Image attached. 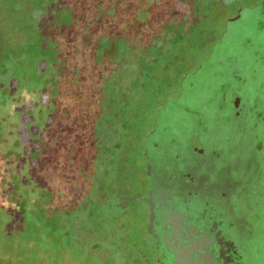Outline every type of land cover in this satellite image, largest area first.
I'll return each instance as SVG.
<instances>
[{
    "label": "trees",
    "instance_id": "1",
    "mask_svg": "<svg viewBox=\"0 0 264 264\" xmlns=\"http://www.w3.org/2000/svg\"><path fill=\"white\" fill-rule=\"evenodd\" d=\"M113 1L103 0L100 3L102 4L101 7L98 6L100 4H96L99 3V0H97L88 9L84 19L75 27L72 28L71 24L68 28L63 26V31L67 37L65 38L66 43L64 42L62 60L52 61L57 64L60 70L55 68L53 71L55 73L48 76L43 88L40 87L38 90L42 97L41 105L49 113L48 120L43 123L42 139L40 143L33 141L27 143L24 154L16 158L23 165L26 159L24 156L29 152H38L39 161L28 160L29 163H33L32 166L35 170L33 176L36 183L43 182L40 171L43 170L44 172L45 166L50 167L51 171L54 172L52 183H49V186L46 183L47 181L44 180L43 193L53 195L57 203L63 196L65 200L62 216L63 225L60 226L59 223L62 220L59 217L48 223L43 216V223L38 219L33 222L34 225L31 224L30 226L31 229L36 230V235L32 234L31 229L28 230L30 227L23 229L26 224L14 219L13 209L15 206L11 205L7 191L2 187L3 178L10 172L7 169L8 167L5 168L4 165L0 169L2 170L0 173V262L7 264H41L34 262L32 257H28V254L34 252L33 249L40 248L38 247L40 245L43 249L40 252L43 253L42 264H161L159 257L155 256L152 251L153 246H155L152 241L145 242L144 237H138L133 241L131 236L133 234L127 231V227L112 224V221L108 219L107 206L105 207L107 199L101 192L106 186L105 184L111 180V175L115 170V162L119 161L118 159H124L127 153L125 140L131 135L135 139L133 131H142L144 135L149 132L154 114L156 115L162 106H158L163 102L162 99L174 96L175 94H172L173 89L178 88L179 84L183 83L182 81L178 83L179 77L173 83L168 82V80L165 82L163 81L164 77L157 78L156 72L160 68H163L164 71L172 68L176 71V76L181 75V67L177 70L178 58L185 60L191 55L194 56L195 53L192 51L198 50L200 34L204 31L207 21L210 23L214 20L210 19L215 17L214 12H212L215 4L210 3L202 9L197 8L195 5L193 12L197 16V21L193 22L189 18L184 23L183 29L169 41L167 48L160 43L157 35L152 39L153 45L149 52L152 59L142 66L139 79L133 85L135 91L150 93L149 103L146 107L138 109L139 112H136L131 99H127L129 91L123 96L119 91V84L109 82L110 75H116V73H113L114 66L125 59L133 49L130 48V45L125 46L128 47L129 51H119L118 49L125 45L124 39L127 33L125 24L122 22L124 25L119 27L118 24L122 23L113 22L110 13L103 12L105 8L103 6H107ZM197 1L194 0V3ZM188 10L186 9L185 13H189ZM142 11L140 12V6H138L131 16L138 18V16H141L139 12L144 15ZM145 14L150 15L147 9ZM165 14V10L160 12L162 18ZM77 28L80 35L78 37L81 39L79 43L71 36L73 30L76 32L75 29ZM121 33H123L124 39L115 42ZM112 38H114L113 41ZM109 40L111 42H108ZM178 47L183 51H179L180 55H174ZM74 48L78 51H74ZM188 48L191 51H184ZM88 69L90 73H87ZM141 72L144 74L143 76H141ZM49 83L51 85H48ZM177 84L178 86L174 87ZM77 90L80 98L90 96L95 101L94 105L84 112L83 120L80 121L75 119L76 113L79 111L78 106L72 103ZM103 96L106 97L103 101L109 112L96 121L94 130H92L93 120L96 117ZM117 99L120 103L116 102ZM14 100L12 99L13 103ZM165 102L166 100H164ZM31 106L32 101L20 109L22 113H25L28 109L32 111ZM149 111L151 112L150 115H148ZM108 116L110 117L109 121H107ZM27 120L24 121L26 124L23 122L22 129H29L30 126L31 130L34 129L36 133L39 132L40 125L33 126L30 118ZM117 120L119 121V128L115 130L114 135L109 134L107 136V128L113 124L115 125ZM22 129L18 125L19 135L23 132ZM38 135L37 133V137ZM137 140L139 141V138ZM19 141H21L20 138ZM68 161H71V166L70 164L66 165ZM68 166L69 169L66 170ZM94 166L97 168L92 171ZM63 180L67 185L72 184L80 188L76 193L78 196L74 198L78 203H82L86 195L91 198L92 193H89L88 189L86 194L83 191V188H86L90 183L94 184V190L98 192V196L90 202L87 201L84 207L78 208L73 204V197L67 192V186L63 185ZM76 181L78 185L75 183ZM88 198L85 197V199ZM56 202L53 206H56ZM89 207H94L93 213H90ZM47 211L48 209L44 208L43 215ZM90 216L94 217L96 224L93 236L103 231L106 238L89 240L87 244L79 243L73 234L75 223L81 221L83 229L90 230L89 223L86 222ZM15 245L27 248V251H22V254H15L14 250L16 248H13ZM101 250L109 252L106 259L98 258L94 254Z\"/></svg>",
    "mask_w": 264,
    "mask_h": 264
},
{
    "label": "rangeland",
    "instance_id": "2",
    "mask_svg": "<svg viewBox=\"0 0 264 264\" xmlns=\"http://www.w3.org/2000/svg\"><path fill=\"white\" fill-rule=\"evenodd\" d=\"M95 1L97 0H0V56L2 57L0 60V169L5 165L4 167H8L7 169L10 170L9 174L2 180V187L7 191L11 205L15 206L13 209L14 219L26 224L23 228L24 230L26 227H30L31 224L34 225L33 222L38 219L43 223V216L48 223L55 221L58 217L62 220L63 209L65 207V200L62 196L63 193L58 203L53 195L43 193V187H45L43 186L45 184L44 180L47 181L46 183H48L49 186V183H52L54 172L51 171L50 167L45 166L44 172L43 170L40 171L43 182L36 183L35 177L33 176V171H35L32 166L33 163H29L28 160L30 159L32 161L34 159V161H39L38 152L33 151L34 154L33 152H29V155L27 154L24 156L26 159L23 165H21V162L16 160V158L24 154L25 145L27 143H31V141L40 143L42 139L41 133H43V123L48 120L49 113L48 110L43 109L41 105L42 97L38 90L40 87L43 88V84L46 82V79L48 80V76L55 73L53 72L55 68L56 70L59 68L57 64L52 61L62 60L64 42L66 43L65 38L67 37L63 31V26L68 28L71 24L72 28L75 27L84 19V15L87 13L88 9L96 3ZM255 1L256 0H239V4L243 6ZM102 2L103 0H99V3L96 4ZM213 2L216 3V0H198L195 3L194 0H114L107 6H103L105 7L103 12L110 13L113 22H123L127 29L125 35L127 41L123 38V33H121L115 41H120V39H124L125 41V45H123L122 48H118L119 51H129L127 49L128 47H125L127 45L133 48L132 51L130 49L131 52L125 59L114 66L113 73H116V75L114 76L111 74L109 82L118 83L119 91L123 96L129 91L127 99H131L133 108L136 109V112H139L138 109L146 107L149 103L150 93L135 91L133 90V85L139 79V72L142 66L149 63L152 59L149 56V52L153 45L152 39L157 35L160 43L167 48L169 41L183 29L184 23L188 21L189 18L193 20V22L197 21V16L194 15L193 7L196 5L197 8L202 9L206 8L210 3L213 4ZM101 5L102 4L98 6ZM138 6H140V12L145 10L144 12L142 11L144 15L139 12L141 16H138V18L131 16L132 13L137 10ZM145 7H147L146 9L150 13L149 16L145 14ZM186 9H189V13H185ZM162 10L166 11L163 18L160 16ZM123 23L118 24L119 27H122V25H124ZM75 30L76 32L73 30L71 36L79 43L81 40L78 37L80 36L78 34L79 29L77 28ZM113 39L114 38H112V41ZM199 39L200 49L216 41V37L206 31L201 32ZM108 42H111V40ZM74 51L78 50L74 48ZM179 51H183V49L178 47L174 55H178ZM184 51L191 50L188 48V50L184 49ZM192 52L195 54L194 56H189V59L184 60L178 58L179 65L177 70H179L180 67L182 70L180 76H176L177 73L172 68L165 71L163 68H160L156 72L157 78L161 79L164 77V80L162 79L163 81L166 82L168 80V82L173 83L174 80L176 78L178 80L179 77L178 83L182 81L183 84L190 80V76L197 73V69H199L200 64L204 61L203 57L205 56V52L203 51L197 50ZM195 61L197 64L194 63ZM201 68L202 67H200V69ZM89 69L87 73H90ZM143 75L144 74L141 72V76ZM48 85L51 84L49 83ZM177 86L178 84L174 85V87ZM176 89L177 88L173 89L172 94L176 93ZM74 95L75 98L72 103H75V105L77 104L79 110L76 113L75 119L80 121L83 120L84 112L89 110L94 105L95 101L90 96L80 98L78 90ZM104 97L105 96L101 99V105L98 107L96 117L93 120L92 130H94L96 121L109 112L108 107L104 105L103 100L106 98ZM78 98H80V100H78ZM12 99H15L14 103ZM152 100L151 97V102ZM162 100L163 102L158 106H161L167 98H163ZM31 101L32 111L28 109L27 112L22 113L20 108H23ZM116 102L120 103L118 99ZM150 113L149 111L148 115H150ZM29 118L31 125H40L38 129L39 132H37L39 134L38 137L36 131L34 129L31 130L30 126L28 127L29 129H22L23 122L27 119L29 120ZM109 119L110 117L108 116L107 121H109ZM24 124H26V122H24ZM18 125H20L23 131L20 133L21 135H19L18 132ZM118 128L119 121L117 120L115 125L113 124L107 128V136L109 134L114 135L115 130ZM136 131H133L135 139L131 135L125 140L127 153L124 159H118V164H121V167L123 165L124 169L121 171L124 187H120L119 184L113 183L111 179L106 183L107 185L105 184L106 186L102 189L101 193L108 201L105 203V207L107 206V211H109L108 219L112 221L113 225H123L124 228L127 227V231L133 234L131 235L133 237L132 240L138 239V237H144L143 239L145 242L152 241L153 243H157V237L160 234H158V231L161 227L156 225V221L155 223L152 222V224L150 222V226L146 229H138L136 225L126 220L132 212L134 215L138 212L137 208L142 204L140 202L144 200L145 191L149 193V196H151L153 200V197H158L156 191L165 188L170 181V176L167 171H164L162 174L152 173L149 175V173L145 172L142 168V163L140 161L136 162L140 149V143L137 138L143 136L142 131ZM19 138L21 141H19ZM68 164L71 166V161L66 163V165ZM94 168L96 169L97 167H92V171ZM68 169L69 166L66 170ZM1 172L2 170H0V173ZM128 176L130 177L129 181L126 180ZM62 183L67 186V192L73 197V204L78 208L81 206L84 207L87 201L90 202V200H94L98 196V192L94 190V184L90 183L86 188H83V191L86 194L88 189L89 193H92L91 198H88V195H86L88 199H85V196L84 201L78 203L74 198L78 196L76 193L80 188L72 184L67 185L65 180H63ZM75 183L78 185L77 181ZM131 191H133V193L135 192L134 195H124L125 202L129 198V202L131 203V205L128 206L129 208L124 209L125 218L117 216L118 212L115 209L116 203H114V200L110 201L112 198L111 195H117V197L120 198L123 193L126 194ZM146 200L149 199L147 198ZM55 202L57 204L53 206ZM44 208L48 209V211L43 215ZM158 208H160V206L155 205L154 209L157 211V215H159ZM114 209L117 213L114 212ZM89 210L90 213H93L94 207H89ZM93 218V216H90L88 221H86L89 223L88 227L90 230L83 229L81 221L75 223L73 234L77 242L87 244L89 240L94 241L97 238H106V234L103 231L93 236V234H95L94 227L96 225ZM59 224L62 226L63 220L60 221ZM30 229L31 227L28 230ZM31 230L32 234L36 235V230ZM122 236L121 234V237ZM14 247L16 248L14 250L15 254H22V251H27V248L21 246L15 245L13 248ZM38 247L36 250L33 249L34 252L28 254V257H32L34 262L42 264L43 253H40L42 247L40 245ZM152 251L155 256L159 255V257H162L160 246H153ZM94 254L101 259H106L109 256L107 250H101ZM0 264L7 263L0 262Z\"/></svg>",
    "mask_w": 264,
    "mask_h": 264
},
{
    "label": "flooded vegetation",
    "instance_id": "3",
    "mask_svg": "<svg viewBox=\"0 0 264 264\" xmlns=\"http://www.w3.org/2000/svg\"><path fill=\"white\" fill-rule=\"evenodd\" d=\"M216 3L214 20L204 27L216 41L202 49L197 43L205 52L202 68L154 114L150 131L139 137L136 162L149 175L167 171L165 188L189 182L211 200L228 240V264H264V0ZM150 136L154 167L148 164ZM118 162L111 179L124 187ZM220 188L228 190L229 210L222 192H214ZM134 193L114 201L117 216L125 218L131 203L124 195ZM143 198L126 219L138 229L162 218L147 191Z\"/></svg>",
    "mask_w": 264,
    "mask_h": 264
},
{
    "label": "water",
    "instance_id": "4",
    "mask_svg": "<svg viewBox=\"0 0 264 264\" xmlns=\"http://www.w3.org/2000/svg\"><path fill=\"white\" fill-rule=\"evenodd\" d=\"M261 77H264V73ZM147 142L148 164L154 167L150 162L154 158L153 152H150L153 137L150 136ZM227 191L221 188L214 189L215 193L222 192L219 194L223 195L222 198L229 210ZM156 194H158V197L155 195L157 200L154 197L153 199L155 205L160 204L157 210L162 213L161 220L156 221V225L161 227L157 243L162 251V264L229 263L228 240L209 198L200 190L193 188L189 182H181L172 189L161 188ZM112 199L122 202L116 196Z\"/></svg>",
    "mask_w": 264,
    "mask_h": 264
}]
</instances>
